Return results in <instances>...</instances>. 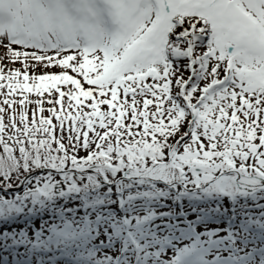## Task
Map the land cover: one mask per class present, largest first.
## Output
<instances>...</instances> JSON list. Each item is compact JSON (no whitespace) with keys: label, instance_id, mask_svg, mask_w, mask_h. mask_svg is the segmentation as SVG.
Instances as JSON below:
<instances>
[{"label":"snow or ice","instance_id":"6c2138e0","mask_svg":"<svg viewBox=\"0 0 264 264\" xmlns=\"http://www.w3.org/2000/svg\"><path fill=\"white\" fill-rule=\"evenodd\" d=\"M96 162L264 177V0H0V191Z\"/></svg>","mask_w":264,"mask_h":264},{"label":"rangeland","instance_id":"374dc122","mask_svg":"<svg viewBox=\"0 0 264 264\" xmlns=\"http://www.w3.org/2000/svg\"><path fill=\"white\" fill-rule=\"evenodd\" d=\"M57 172L58 179L49 173L0 191V264H264L254 255L264 245V177L246 178L252 187H244L235 172L197 182L174 169L100 162ZM179 201L190 214L210 212L197 225L201 238L195 219L190 228L165 215H182ZM253 208L247 222L244 212ZM234 214L237 232L242 224L259 230L238 253L224 248L232 242L224 221Z\"/></svg>","mask_w":264,"mask_h":264}]
</instances>
